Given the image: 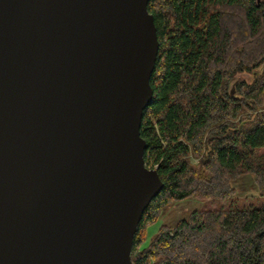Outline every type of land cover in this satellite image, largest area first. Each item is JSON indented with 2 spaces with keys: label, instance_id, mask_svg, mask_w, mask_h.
<instances>
[{
  "label": "water",
  "instance_id": "1",
  "mask_svg": "<svg viewBox=\"0 0 264 264\" xmlns=\"http://www.w3.org/2000/svg\"><path fill=\"white\" fill-rule=\"evenodd\" d=\"M148 4L0 0V264H133L164 188L141 136Z\"/></svg>",
  "mask_w": 264,
  "mask_h": 264
},
{
  "label": "trees",
  "instance_id": "2",
  "mask_svg": "<svg viewBox=\"0 0 264 264\" xmlns=\"http://www.w3.org/2000/svg\"><path fill=\"white\" fill-rule=\"evenodd\" d=\"M148 9L159 53L141 136L164 188L138 227L133 264H264V205L195 211L141 248L173 202L229 199L247 175L264 197V71L229 91L264 60V0H149Z\"/></svg>",
  "mask_w": 264,
  "mask_h": 264
},
{
  "label": "rangeland",
  "instance_id": "3",
  "mask_svg": "<svg viewBox=\"0 0 264 264\" xmlns=\"http://www.w3.org/2000/svg\"><path fill=\"white\" fill-rule=\"evenodd\" d=\"M261 4V3H260ZM264 71V60L262 64L253 69L251 72H242L235 76L229 82V91L236 93V89L242 82L252 83ZM258 112H264V108H258ZM189 159L193 164L199 163V158L191 155ZM236 190L234 196L229 199L218 198H189L182 201H176L164 207L159 218L147 227L146 239L141 248L147 247L157 236L162 226L174 227L181 220L187 219L191 213L201 210H221L230 207L238 209L255 206L257 208L264 205V197H261L252 175L244 176L243 178L232 183ZM134 250V248H133ZM133 253V251H132Z\"/></svg>",
  "mask_w": 264,
  "mask_h": 264
},
{
  "label": "built area",
  "instance_id": "4",
  "mask_svg": "<svg viewBox=\"0 0 264 264\" xmlns=\"http://www.w3.org/2000/svg\"><path fill=\"white\" fill-rule=\"evenodd\" d=\"M146 165H147V164H146ZM147 167H148L149 169H156V167L153 168V167L148 166V165H147ZM156 170H157V169H156Z\"/></svg>",
  "mask_w": 264,
  "mask_h": 264
}]
</instances>
